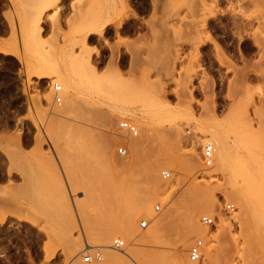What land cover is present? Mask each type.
Instances as JSON below:
<instances>
[{"label":"rangeland","instance_id":"1","mask_svg":"<svg viewBox=\"0 0 264 264\" xmlns=\"http://www.w3.org/2000/svg\"><path fill=\"white\" fill-rule=\"evenodd\" d=\"M0 13V264H264V224L239 193L264 157V0Z\"/></svg>","mask_w":264,"mask_h":264},{"label":"bare ground","instance_id":"2","mask_svg":"<svg viewBox=\"0 0 264 264\" xmlns=\"http://www.w3.org/2000/svg\"><path fill=\"white\" fill-rule=\"evenodd\" d=\"M60 1L61 0H55V3H58ZM216 140H218V139H216ZM218 142H219V144H218V146H219L218 149L219 150L218 151H219L220 158H221L220 160L223 162V165H224V163L226 165L227 164V160H228V158H227V155H228L227 148L228 147L226 145V142L221 141V140H218ZM260 161H261V164H259ZM260 161H259V163L258 162L256 163L257 165L253 164V163L251 164L250 170H248L249 172H248V174L245 177V181H244L245 183L243 184V186L242 185L240 186L241 188H240L239 193H241L242 196L244 197L243 200L245 199L244 200L245 201L244 204H246V206H247V208H246L247 209V214H252V212L257 214V216H258V217H256L257 220L260 219L258 223H260V225L262 226L264 224V157H262L260 159ZM249 211H251V213H248ZM192 219L193 218H191V220H190L191 224H192ZM248 228H250V227H248ZM254 233H255V231H254ZM258 234H259V232H258ZM257 236H261V237L264 236V230H263V232L261 231L260 234L257 235ZM252 240H254V238ZM252 242H254V241H252ZM256 243H257V241H256ZM262 246H264V243H263ZM88 248L90 249L91 247H88Z\"/></svg>","mask_w":264,"mask_h":264},{"label":"built area","instance_id":"3","mask_svg":"<svg viewBox=\"0 0 264 264\" xmlns=\"http://www.w3.org/2000/svg\"><path fill=\"white\" fill-rule=\"evenodd\" d=\"M55 91L56 92H59L61 91V87L59 85H55L54 87ZM57 101L60 102L61 99L60 97H57ZM121 128L123 130H126L128 131L129 133H132V134H137V130L134 126L130 125L129 123L127 122H123L121 123ZM118 153L120 155H126V150L121 147L119 148L118 150ZM204 162L205 164L208 166V165H211L212 164V161H213V146L208 143L206 144V146L204 147ZM164 176L165 177H169V174L167 172L164 173ZM158 211H159V207L156 208ZM227 209H232V206H229L228 205V208ZM201 223L203 225H206V226H213L215 225V222H214V219L209 217V216H202L201 218ZM148 226V222L147 221H144L141 223V227L142 228H147ZM125 245V242L121 239H115L114 242H113V245H112V248L114 250H122L123 247ZM201 250H202V242L201 241H198L196 242L194 245L191 246L190 250H189V256L191 258L192 261L194 262H197L201 259ZM91 252V251H90ZM103 259V255L100 253V252H97L96 254H87V256H85L84 258V261L86 263H93L94 260H102Z\"/></svg>","mask_w":264,"mask_h":264},{"label":"crops","instance_id":"4","mask_svg":"<svg viewBox=\"0 0 264 264\" xmlns=\"http://www.w3.org/2000/svg\"><path fill=\"white\" fill-rule=\"evenodd\" d=\"M0 3L2 4V0H0ZM0 15H2V14L0 13ZM20 69H21V67H20ZM43 78H47V77H42V79H43Z\"/></svg>","mask_w":264,"mask_h":264}]
</instances>
